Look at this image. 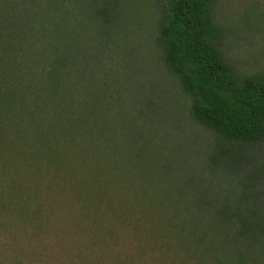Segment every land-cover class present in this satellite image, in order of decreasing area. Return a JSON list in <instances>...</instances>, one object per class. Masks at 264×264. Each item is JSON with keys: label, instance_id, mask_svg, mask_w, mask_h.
I'll return each instance as SVG.
<instances>
[{"label": "trees", "instance_id": "obj_1", "mask_svg": "<svg viewBox=\"0 0 264 264\" xmlns=\"http://www.w3.org/2000/svg\"><path fill=\"white\" fill-rule=\"evenodd\" d=\"M120 2L0 0V264H264L242 167L264 146V70L224 55L215 0H156L160 60L212 137L193 163L130 85Z\"/></svg>", "mask_w": 264, "mask_h": 264}, {"label": "rangeland", "instance_id": "obj_2", "mask_svg": "<svg viewBox=\"0 0 264 264\" xmlns=\"http://www.w3.org/2000/svg\"><path fill=\"white\" fill-rule=\"evenodd\" d=\"M120 5H123L125 49L130 51L136 70L134 75L136 81H140L130 82V85H140L141 97L144 98L148 91L157 105L171 114V129H165L171 136V148L179 146L188 160L200 162V153L212 137L189 122L190 101L179 81L172 75L167 76L160 60V52L154 43L160 17L158 3L156 0H121ZM213 18L222 30L220 39L224 55L240 70H264V0H215ZM124 45L121 44L120 50ZM263 147L254 152L247 151L246 158L242 159L244 170L254 176L250 185L260 199H264ZM222 186L227 187L225 182ZM59 259L58 264L66 263L65 259Z\"/></svg>", "mask_w": 264, "mask_h": 264}]
</instances>
